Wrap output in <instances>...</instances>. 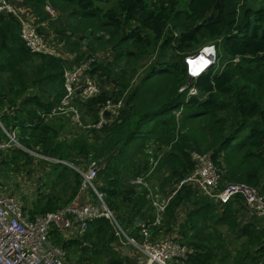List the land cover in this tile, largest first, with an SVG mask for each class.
I'll use <instances>...</instances> for the list:
<instances>
[{
	"label": "trees",
	"instance_id": "1",
	"mask_svg": "<svg viewBox=\"0 0 264 264\" xmlns=\"http://www.w3.org/2000/svg\"><path fill=\"white\" fill-rule=\"evenodd\" d=\"M21 1L40 20L50 19L46 3L56 11L62 5L69 16L91 21V30H100L84 44L72 36L75 31L71 29L77 27L68 31L55 27L64 45L74 52L73 64L92 55L87 71L101 78L94 95L74 100L82 116L94 120L97 105L106 97L122 95L123 105L114 122L83 129L84 134L70 140L59 138L70 121L68 115L63 113L65 119L56 122L40 118L39 112L48 111L64 93L62 74L67 65L63 56L32 51L19 34L18 20L0 13V122L16 131L20 145L74 164L101 155L93 158L100 161L97 189L115 214L122 218L125 212L130 222L151 217L145 186L136 189L131 181L147 172L148 155L155 157L157 153L153 146L161 155L145 178L155 172L184 175L193 165L189 151L195 148L208 151L220 168V185L243 182L256 186L264 197V0ZM81 27L85 28V23ZM103 32L106 35L102 36ZM206 43L218 50L216 64L189 77L182 56ZM97 48L109 51L104 62L96 53L91 54ZM154 48L159 55L135 83L130 84L131 75H125V68L112 72L111 65L121 56L139 59ZM166 51L170 55L165 58ZM153 74L167 75V85L157 91L156 100L146 103L140 100L147 92L143 84ZM104 82L112 83L113 89H103ZM181 86L184 88L179 90ZM190 86L196 88V94H186ZM200 117L205 121L198 128L206 134L204 147L208 150H200L188 129L187 122ZM11 150L15 164L18 157L28 161L30 156L23 154L22 148L12 145L7 152ZM68 173V198L60 202L58 196L48 198L40 193L34 201L39 210L26 208L29 216L54 210L71 199L79 174L73 169ZM43 196L46 199L39 205ZM240 200L235 195L223 203L212 201L186 184L176 189L163 212L161 231L174 233L185 245L181 264H264V227L256 229L257 221L252 217L237 222ZM217 224H226L235 239L244 237L233 254L221 240ZM108 231L107 220L97 217L87 222L82 239L64 238L55 230L50 239L64 249L77 247V264H125L118 251H108Z\"/></svg>",
	"mask_w": 264,
	"mask_h": 264
},
{
	"label": "built area",
	"instance_id": "2",
	"mask_svg": "<svg viewBox=\"0 0 264 264\" xmlns=\"http://www.w3.org/2000/svg\"><path fill=\"white\" fill-rule=\"evenodd\" d=\"M44 9L49 18L54 16V10L48 3L44 5ZM0 13L11 14L18 20L19 34L32 51L62 56L55 46L45 42L38 24L22 16L11 0H0ZM201 51H204L205 64L197 72H191L189 60L200 56ZM182 58L187 64L189 77L195 76L213 64L215 46L204 45L199 47L195 54H184ZM92 60L93 57L63 67L64 93L59 102L48 111L39 112L40 118H51L64 113L81 129H98L119 118L123 105L122 95L116 98L106 97L100 101L94 120H87V117L82 116L81 110L74 102L76 98L84 100L99 90L97 75L87 71ZM182 88L184 86L178 89ZM196 93V88L187 87V95ZM80 95L85 98H80ZM12 145L20 146L14 130L4 128L0 122V153L7 151ZM160 155V150L155 157L149 155L147 172L132 178L135 183L145 186L151 206L150 219H136L134 233L124 232L115 212L104 202L101 192L97 189L96 171L100 165L98 159L81 164L59 159L79 174V183L71 199L54 210L36 212L29 216L16 197L0 191V264H73L67 259L65 249L51 241L52 231L55 230L64 238L82 239L87 222L97 217L106 219L117 239L128 243L141 256L134 264H181L186 255L185 245L177 240L174 233L161 231L165 207L181 184L189 185L220 203L239 195L245 209L253 217L260 218L264 227V197L257 187L236 181H225L220 185V168L212 161L208 151L191 149L189 155L193 165L190 170L178 180L177 186L167 197L156 196L151 186L146 183L145 176ZM82 242L84 243L83 240Z\"/></svg>",
	"mask_w": 264,
	"mask_h": 264
},
{
	"label": "rangeland",
	"instance_id": "3",
	"mask_svg": "<svg viewBox=\"0 0 264 264\" xmlns=\"http://www.w3.org/2000/svg\"><path fill=\"white\" fill-rule=\"evenodd\" d=\"M61 8H57V11L54 10V16H50L47 25H44V27H39L40 32L42 33V36L45 40V42L50 46H55L56 49L59 48V44L62 41V37L60 34L55 30V27L58 29H62L65 31H68L72 27H77L73 31H75V34L72 35L78 40H81L82 43L85 44V42L88 41L89 38H92L96 34H100V30H91V27L94 26V24L91 21H85L84 19L76 18L75 16H69L66 11V8L64 9V6H60ZM56 12L58 14H56ZM83 23V24H82ZM85 28H82L81 26L84 25ZM91 23V24H90ZM69 24L71 26H69ZM87 30H91L87 32ZM106 35L105 32L102 33V36ZM81 37V38H80ZM98 42V41H96ZM212 44V43H206ZM201 45L200 47L204 46ZM57 46V47H56ZM65 47V46H64ZM63 47V48H64ZM66 48V47H65ZM68 49V48H67ZM122 49V47H121ZM198 50V49H197ZM100 50L97 48L94 50L95 54L98 53ZM217 48L215 47V58L213 60V63L216 64V55H217ZM191 53V54H190ZM186 53L185 55H193L195 52ZM158 50L157 48L150 49L142 58L134 59L132 55H127L119 59L117 64H112V72L118 73L124 68L127 69V72L125 71V75H131L128 79L130 84H133L137 81L138 76L143 73V71L147 70L149 67V63L155 59L156 56H158ZM170 55L169 51H166L165 58ZM92 55L90 56V58ZM104 59H102V62ZM183 60V58H182ZM184 61V60H183ZM134 68V72L131 73V68ZM104 78V76H103ZM108 78V77H106ZM167 75H159V74H153L148 77V79H145V88L147 90L146 94L143 95V97L140 99L142 101H145L148 103V101L156 100L155 98L157 91L165 87L167 85ZM101 78L97 76V82L99 84ZM107 80V79H106ZM105 87L103 89L109 90L113 89V84L104 82ZM103 85V86H104ZM34 86V85H32ZM30 87L32 89H35L34 87ZM81 96V95H80ZM157 97V96H156ZM80 98L84 99V96H81ZM141 104V103H140ZM174 112H177L176 110ZM63 114H57L53 117L46 118L45 120H53L56 122L63 121L65 118L62 116ZM205 119L203 117L197 118V119H191L187 122L188 129L190 131V134L199 142L200 150H208L204 146L207 144V137L206 134L203 132V130H200L198 128L199 123L204 122ZM16 131H14L15 134ZM84 130L78 127L75 123H72V121H69V123H65L63 130L59 132L58 136L59 138L66 137V140H70L74 136H81ZM22 148L23 154H28L30 157L28 161L21 160L20 157H18L16 164L11 161V156L14 153L13 150L10 152L4 151L0 153V191L5 192L8 194H12L14 197L17 198V200L22 204L25 205V208H30V210H39L35 206V199L37 195L40 193H46L45 195L50 198L54 196L59 197V201L64 202L63 200L68 198L69 192L71 190V184L69 180L70 174L68 173V170L73 169L69 165L65 164L62 161H59V158L57 157H51L47 155L39 154L33 147H24L22 145L18 146ZM155 148L156 152H158L159 149L157 147L153 146ZM195 149V148H191ZM81 155V153H79ZM21 157L23 156L20 154ZM76 153L72 154V157H75ZM86 157V160L89 161L93 158L100 157ZM149 157V155H148ZM80 156H77L76 160L78 161ZM61 159V158H60ZM11 162V164L8 163ZM64 160V159H62ZM66 161V160H65ZM75 161V160H74ZM86 161H83L85 163ZM75 163V162H74ZM70 168V169H68ZM74 170V169H73ZM63 172L65 174V178L62 177L63 175H57L58 173ZM166 176V178L163 180V177ZM183 175L177 177L176 175H166V173L161 174L155 172L153 176L150 175V177L145 178L146 183L151 186L152 191L156 193V196H159L160 198L167 197L172 190L177 186L178 180ZM132 185L139 189L142 184L135 183L134 181H131ZM44 195V196H45ZM41 199L42 201L39 202V205L45 201V197ZM208 199L214 201L213 198ZM33 203V204H32ZM238 209L240 212L243 211L244 203L242 200H240V203L238 205ZM27 210L26 212L29 213ZM124 217H120L118 214L116 215L120 226L124 230L125 233H134L135 231V221L127 220L126 213L122 212ZM256 217V216H255ZM257 226L256 229L261 227L263 224V221L256 217ZM139 219V218H138ZM142 219V218H141ZM136 220V219H135ZM237 222L241 221V216H237ZM218 230L222 233L220 236L221 240L224 242L226 248L230 251V253H234V249L238 248L241 245V242L244 241V237L234 238L233 233L229 232L228 228L226 227V224H217ZM168 231H166L167 233ZM105 240L108 244V251L111 252L113 250L118 251L121 255L124 257L125 264H134L136 263V260H140L141 256L128 244V243H122L117 239V236L112 232L111 227L109 226V231L107 232V236H105ZM262 242V240L260 241ZM250 245V244H249ZM253 248V247H251ZM250 248V249H251ZM66 253L68 255L69 262L73 264H77L78 261H76L77 255L79 254L77 250V247L72 246L70 248H65ZM107 253V252H106ZM88 255V253H87ZM86 255V256H87ZM85 257V256H82ZM84 261L80 262V264H84Z\"/></svg>",
	"mask_w": 264,
	"mask_h": 264
},
{
	"label": "crops",
	"instance_id": "4",
	"mask_svg": "<svg viewBox=\"0 0 264 264\" xmlns=\"http://www.w3.org/2000/svg\"><path fill=\"white\" fill-rule=\"evenodd\" d=\"M11 1L16 6V8L20 11L22 16H24L26 19H29V20L36 22L39 27H42V26L44 27V25H47L48 21L38 19L21 0H11ZM58 46H59L58 50L62 53L65 65H68V66L73 65V63H74V61H73L74 52L71 51L70 49H67V47L64 45V43L62 41L60 42V44ZM96 55H97V59H105L106 57H109V51L100 50L98 53H96ZM243 208L244 209L242 212H240V210H238V216H241L242 221L247 220L249 217H252L255 219V217H253V215L251 213H249L245 209V207H243Z\"/></svg>",
	"mask_w": 264,
	"mask_h": 264
},
{
	"label": "bare ground",
	"instance_id": "5",
	"mask_svg": "<svg viewBox=\"0 0 264 264\" xmlns=\"http://www.w3.org/2000/svg\"><path fill=\"white\" fill-rule=\"evenodd\" d=\"M203 54H204V51H201L200 56L195 57V59H193V60H189V63H190L189 66H190L191 72H193V71L197 72L205 64L204 63L205 59L203 58L204 57Z\"/></svg>",
	"mask_w": 264,
	"mask_h": 264
},
{
	"label": "clouds",
	"instance_id": "6",
	"mask_svg": "<svg viewBox=\"0 0 264 264\" xmlns=\"http://www.w3.org/2000/svg\"><path fill=\"white\" fill-rule=\"evenodd\" d=\"M185 62V61H184ZM202 72V71H201ZM201 72H199V73H197L195 76H197L198 74H200ZM188 75H189V73H188ZM195 76H192V77H195Z\"/></svg>",
	"mask_w": 264,
	"mask_h": 264
}]
</instances>
